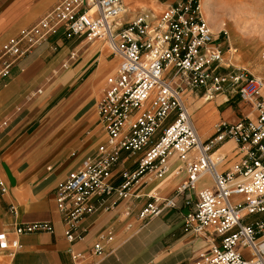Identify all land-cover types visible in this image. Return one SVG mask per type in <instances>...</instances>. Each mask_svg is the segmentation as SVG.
I'll list each match as a JSON object with an SVG mask.
<instances>
[{
	"label": "built area",
	"instance_id": "2783aa9c",
	"mask_svg": "<svg viewBox=\"0 0 264 264\" xmlns=\"http://www.w3.org/2000/svg\"><path fill=\"white\" fill-rule=\"evenodd\" d=\"M125 12L121 0H57L0 44V76L54 34L103 41L117 59L95 101L94 126L102 139L54 189L64 239L79 238L78 221L96 210L124 201L128 215L143 174L162 178L182 171L173 193L148 196L136 217L146 222L175 207L177 195L207 176L210 185L199 188L193 202L183 200L189 207L182 229L209 244L196 264H264V77L233 65L227 35L220 39L219 31L210 30L199 0H175L154 15L141 10L127 19ZM187 92L206 100L227 93L248 110L234 122L216 121L211 134L200 138L184 103ZM228 140L229 153L218 151ZM8 209L14 214L12 205ZM51 228L47 221L14 224V237L0 232V249L12 255L17 236ZM111 239L107 228L92 251L100 253L101 241ZM69 254L73 261L82 257Z\"/></svg>",
	"mask_w": 264,
	"mask_h": 264
},
{
	"label": "crops",
	"instance_id": "0c3cea01",
	"mask_svg": "<svg viewBox=\"0 0 264 264\" xmlns=\"http://www.w3.org/2000/svg\"><path fill=\"white\" fill-rule=\"evenodd\" d=\"M56 1L0 0V44L19 28L33 24ZM174 1L121 0L123 17L129 19L141 10L154 15ZM102 51L95 40L54 34L0 76V182L5 189L0 190V232L12 238L13 225L27 221H47L52 227L50 232L17 236L19 248L12 255L0 249V264H196L198 255L209 247L201 237L182 229V216L189 207L183 200L193 202L196 191L210 185L207 176L202 177L207 184L197 186L201 179L193 190L177 195L175 207L146 222L136 217L148 196L171 195L184 178L182 171L167 172L162 178L143 174L136 187L140 196L128 215L123 213L124 201L107 211L96 210L78 221L75 235L79 238L64 239L54 189L102 139L94 126L95 101L104 77L117 64L116 57L106 59ZM185 97L200 138L211 134L216 121L234 122L248 110L227 93L209 100L199 92H187ZM86 98L90 115L84 111ZM232 146L228 140L218 151L228 154ZM107 228L112 239L101 241L102 251L94 253L93 244ZM69 252H81L82 257L73 261Z\"/></svg>",
	"mask_w": 264,
	"mask_h": 264
},
{
	"label": "rangeland",
	"instance_id": "374dc122",
	"mask_svg": "<svg viewBox=\"0 0 264 264\" xmlns=\"http://www.w3.org/2000/svg\"><path fill=\"white\" fill-rule=\"evenodd\" d=\"M209 4L212 18L219 23V29L213 32L219 31L220 39L223 37L221 34L227 35L228 43L234 50L233 65L264 77V0H209ZM207 22L211 27L213 23ZM95 42L98 49L101 48L105 51L106 59L114 58L105 42L100 40H95ZM104 45L105 47H103ZM113 67L114 65L111 71ZM89 98L84 100L87 102L86 105L84 104L86 115H90L91 112L90 108L88 109ZM235 99L238 100L237 97ZM185 100L187 97L184 98ZM187 107L189 110V105ZM207 183V179H202L197 186Z\"/></svg>",
	"mask_w": 264,
	"mask_h": 264
},
{
	"label": "bare ground",
	"instance_id": "6f19581e",
	"mask_svg": "<svg viewBox=\"0 0 264 264\" xmlns=\"http://www.w3.org/2000/svg\"><path fill=\"white\" fill-rule=\"evenodd\" d=\"M199 8H200V11H201L202 16L205 19V21L206 22L209 21L210 24L213 23L211 25V27H210V25L207 22V24L209 25L210 30L213 32V31H216L217 29H219V27H218V25H219L218 21H215V19L212 18V12L210 11L209 0H199ZM201 8H202V10H201ZM187 109H188V107H187ZM191 117H192V115H191Z\"/></svg>",
	"mask_w": 264,
	"mask_h": 264
}]
</instances>
